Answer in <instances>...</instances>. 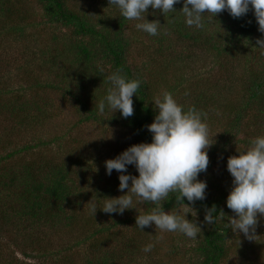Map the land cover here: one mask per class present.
<instances>
[{
  "label": "trees",
  "instance_id": "trees-1",
  "mask_svg": "<svg viewBox=\"0 0 264 264\" xmlns=\"http://www.w3.org/2000/svg\"><path fill=\"white\" fill-rule=\"evenodd\" d=\"M34 1L43 9V23L69 31L70 38L65 39L63 51L56 48L41 51L46 55L45 62L42 54L40 57L45 65L43 70L21 68L24 73L18 78L20 87L11 91V97L5 98L8 90L0 89V112H10L6 116L13 117L12 128L41 126V121L49 117L51 105L41 99L40 91L59 94L63 105H71L79 116L75 127L109 124L120 131H129L131 137L125 149L151 142V133L145 126L153 121L156 111L152 102L162 90L170 92L185 110L194 106L205 113L202 117L205 123L216 116L220 131L214 134V143L207 149L206 170L197 176L208 183L205 194L212 189L216 197L205 196L190 205L199 216L201 229V234L192 239L191 248L197 264H264V216L257 213L254 233H250L254 239H246L243 234L239 238L228 223V218H235V214L225 205L232 186V177L226 170L227 158L249 147L255 137L264 135V55L255 44L262 34L251 8L239 18H232L226 10L212 19L206 15L201 29L184 23L179 12L183 0L173 5L176 12L172 13L162 14L149 8L145 19L149 22L156 19L161 27L155 36L144 32L147 42L141 41L136 47L139 55L133 56V38L121 37L120 31L133 20L119 13L115 30L110 28V22L101 18L96 21L89 11L70 0ZM21 12L0 0V38H9L15 32L22 38L24 30L20 24L28 21V16L24 13L20 17ZM170 18L174 19L169 22ZM28 24L33 26L31 22ZM15 25L17 29L12 27ZM188 51H191L186 58L188 62L182 63V55ZM193 52L207 53L212 68L194 70ZM236 64H242V69L235 75L231 71ZM117 68L126 78L140 81L132 97L133 114L127 118L107 107L103 114L95 108L110 86L106 77ZM185 71L190 75L185 76ZM218 77L219 81L214 82L213 78ZM62 139L57 132L51 140L59 143ZM10 141L0 140V264H119L121 258L139 250L138 238L149 237L150 229L160 231L154 225L141 230L135 226L137 215L147 214L157 206L149 201L138 202L135 196L134 209L119 214L100 210L104 198H111V190L119 181L113 170L110 175L105 173V161L96 160L98 147H59L62 150L59 159H50L42 154L46 149L44 140H37L41 148L37 153L28 152L26 147L10 149ZM73 142L80 141L73 138ZM238 144L246 147L235 149ZM86 153L90 162L84 160ZM133 168L128 167L123 174L136 176ZM214 168L219 175L215 178L217 182L211 175ZM128 183L131 186V181ZM177 194L170 192L159 202L165 212L179 214L182 207L176 203ZM182 202L188 204L183 198ZM92 203L97 207L94 214ZM212 205L216 206V213H224L213 225L203 222L206 209ZM60 235L65 241L55 248L54 238ZM72 235L79 236L80 241L72 244L69 240ZM166 245L168 257L178 258V247L172 242ZM72 246L83 250L80 262L71 256L77 252ZM26 258L38 262L26 263ZM121 264L134 261L124 258Z\"/></svg>",
  "mask_w": 264,
  "mask_h": 264
},
{
  "label": "clouds",
  "instance_id": "clouds-1",
  "mask_svg": "<svg viewBox=\"0 0 264 264\" xmlns=\"http://www.w3.org/2000/svg\"><path fill=\"white\" fill-rule=\"evenodd\" d=\"M177 3H181V0H108V4L115 7L125 19L141 21L135 24L136 29L151 36L157 34L161 25L156 20L147 21L146 10L151 8L158 9L162 14L172 13L176 12L173 5ZM250 8L258 31L262 34L255 44L260 54L264 55V0H183L179 12H182L187 26L201 29L206 15L212 19L226 10L232 18H239ZM106 80L110 86L96 102L97 112L103 114L107 107L112 113L119 111L122 118L130 117L133 114L132 97L140 81L126 78L119 68ZM152 103L155 104L156 114L153 121L145 126L151 133V142L131 145L115 158L104 162L108 175L112 170L125 173L127 165L134 166L138 175H118V190L127 189V193L115 198H104L100 210L119 214L134 209L135 196L138 202L149 201L157 205L149 213L136 216L135 226L139 230L154 225L161 231L178 232L195 239L201 234V229L195 222L186 219L185 215L191 213L195 217L196 212L190 205L196 200L205 199L206 183L198 180L197 176L207 168V149L214 143L213 136H209L208 126L202 119L206 114L194 106L185 110L167 90H162ZM236 152L237 155L229 156L226 161L232 186L225 205L235 214V218H228V223L233 232L238 230L246 239H254L255 236L250 233H254L257 213L264 216V135L255 137L249 147ZM170 192L178 193L175 200L184 210L182 215L162 209L159 202ZM182 198L188 204H184ZM90 208L93 214L97 210L95 203ZM214 213L215 205L207 208L203 222L213 225L218 216L224 217L222 211ZM151 248L152 245L147 244L142 251L148 253Z\"/></svg>",
  "mask_w": 264,
  "mask_h": 264
},
{
  "label": "rangeland",
  "instance_id": "rangeland-1",
  "mask_svg": "<svg viewBox=\"0 0 264 264\" xmlns=\"http://www.w3.org/2000/svg\"><path fill=\"white\" fill-rule=\"evenodd\" d=\"M6 2V4H11L13 9L22 10L20 17L24 15V13L28 16V21L21 23V27L24 30V34L19 35V32H15L13 34L8 35L9 38L2 39L0 38V89L8 90L5 94V98H9L12 96L11 91H16L20 87V75L25 68L27 70L32 69H44L45 65L43 61H41V54L43 55L42 60H46V56L41 51H48L49 49H59L64 50V47L67 45V41L65 39L67 37L70 38L69 31L64 30L62 28H55V26L45 25L43 23V9L41 8L39 3H36L34 0H2ZM73 5H77L78 8L83 10L89 11L91 15H93L97 19H103L104 21L110 22V28L115 29L116 18L119 17V11L108 4V0H70ZM19 17V18H20ZM156 20V19H155ZM96 21L94 22L96 24ZM157 21V20H156ZM31 22L33 26L28 24ZM141 21L133 20L130 24L124 25L121 28V37H125L126 39H132L134 41L133 46V56L135 54L139 55V52L136 51V47L140 44L141 41L147 42V39L144 35L142 30H138L135 27L136 23ZM26 25V26H24ZM14 29L18 28V25L12 26ZM32 27V28H31ZM8 29V28H7ZM9 30V29H8ZM53 39H56L55 42ZM140 51V50H139ZM195 53V52H193ZM188 54L191 55V51H188L186 54L182 55V63L187 60L186 58ZM145 55V54H143ZM16 57H18L17 60ZM20 60V61H19ZM17 61V62H15ZM188 62V60H187ZM204 65V66H203ZM235 65L233 70L231 71L233 74L240 73L242 69V64ZM188 66V65H187ZM191 66L194 67L193 69L199 71L202 67V70H209L212 68V63L210 61V56L200 53H195L193 57H191ZM202 72V71H201ZM185 76H189L190 73L185 71ZM218 78H213L214 82L219 81ZM224 83L225 79L222 80ZM157 86L156 88H158ZM229 89V85H228ZM4 95V94H3ZM158 96V94H156ZM39 96L43 101H45L48 105H51V112L49 117L44 118L41 121V126L39 124L32 125L30 128L24 127H17L15 124V128L13 127V123L11 119L12 116H6L10 112H4L0 115V140L1 141H8L11 140L9 144L11 147L10 149H21L26 147L28 152L37 153L35 152L39 148L40 145H37V140L41 139L46 142V149L42 154H45L50 159H59L58 153H61L62 150L59 147H98V162L102 163L108 159L115 158L118 154H120L124 149L128 146V140L131 137V133L129 131H120L116 127H113L109 124L107 126H94V125H80L75 127V123L77 121L78 114L72 110L70 104L63 105L62 100L59 97V94L50 93L48 94L45 91H40ZM5 115V116H4ZM4 116V117H3ZM14 116V115H13ZM79 117V116H78ZM209 117V115H208ZM14 122V120H13ZM206 124L208 126L209 135L212 137L218 130L219 124L216 120V116L210 122L209 119H206ZM62 135L63 139L57 142H52L51 139L56 136V133ZM70 136V138H68ZM78 139L80 142H73V138ZM240 138L238 136L236 139ZM235 139V140H236ZM126 146V147H125ZM38 147V148H36ZM246 147L244 145L238 144L235 149H242ZM34 148V149H32ZM79 151V150H76ZM230 151V150H229ZM235 151V150H234ZM89 155L86 153L84 156V160L87 158L89 159ZM88 159L86 161H88ZM90 162V161H88ZM132 165H127L131 167ZM104 167V166H103ZM134 169V168H133ZM132 169V170H133ZM105 170V167H104ZM132 170H127L129 173ZM114 174L120 175L123 173H118L116 170H113ZM136 173V170L134 171ZM138 175V173H137ZM136 175V176H137ZM214 176L213 181H215L216 177H218V171L216 168L213 169ZM208 184L207 182H205ZM130 186V185H129ZM127 189L122 191L118 190V184L111 190V198H115L127 193ZM205 196L209 198L216 197L213 190L211 189ZM137 198V197H136ZM180 210L179 214H183V208L178 209ZM185 218L193 221L199 227L200 219L198 214L196 216H191V213L186 214ZM237 237H241L242 234L238 231L235 232ZM148 236L145 239L138 238L137 245L139 250L134 254H128L124 258L134 261V264H193L196 258V254L191 247H193V240L191 238L186 237L183 234H179L178 232H169V231H154L150 229L148 231ZM55 243L54 247L58 248V245H62V242L65 241V237L58 236L54 238ZM71 243H78L80 241L79 236L72 235L69 239ZM162 240V249L158 250V244H160ZM165 240V241H164ZM178 247V258L170 259L168 257V250L166 248V244L171 243ZM182 242V243H181ZM151 244L152 248L151 251L145 253L142 251V248L147 245ZM73 251L71 256L76 259V261L81 260V252L83 251L79 246L73 247ZM56 252L57 250H53ZM61 251V250H60ZM148 254V255H147ZM60 255V253H59ZM64 253H61V257ZM184 257V258H179ZM52 258L53 254H52ZM65 258V257H64ZM124 258L119 260V264L122 263ZM83 259V256H82ZM171 260V261H170ZM26 263H33L36 262L37 259H24ZM38 262V261H37ZM118 264V262L116 263ZM195 264V263H194ZM197 264V261H196Z\"/></svg>",
  "mask_w": 264,
  "mask_h": 264
}]
</instances>
